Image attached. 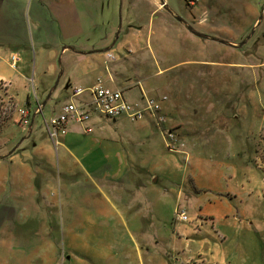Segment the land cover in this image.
<instances>
[{"label":"rangeland","instance_id":"obj_1","mask_svg":"<svg viewBox=\"0 0 264 264\" xmlns=\"http://www.w3.org/2000/svg\"><path fill=\"white\" fill-rule=\"evenodd\" d=\"M80 1L0 0V55L22 57L8 68L16 108L40 98L49 119L64 101L76 66L52 51L78 40L61 42L59 11ZM204 1L168 0L176 17L135 20L137 0H101L92 31L111 19L117 44L128 24L138 30V48L117 49L111 64L134 98L139 88L166 96L165 121L93 115L99 144L79 162L54 147L41 115L31 130L9 120L0 131V264H264V0ZM5 89L1 117L14 110Z\"/></svg>","mask_w":264,"mask_h":264},{"label":"crops","instance_id":"obj_2","mask_svg":"<svg viewBox=\"0 0 264 264\" xmlns=\"http://www.w3.org/2000/svg\"><path fill=\"white\" fill-rule=\"evenodd\" d=\"M122 5L121 8L125 5V0H121ZM186 2V0H184ZM207 1V0H206ZM204 0H198L193 6L197 9H199L203 3ZM197 3L198 6L196 5ZM104 5V3H101V0H81L80 1V8H76L74 11L72 9L62 8L60 12V27H61V42L64 40V42L71 41L72 38L76 37L78 38L77 41H72L70 43H67L68 45H60L57 43V48L55 51H52V54L55 53V55H59L61 57V63L63 65V62L67 59H72L76 66V71L74 76H69L68 80L64 86V101L61 103L60 106H55L51 110V115L57 114L61 107L67 103V102H74V103H83L89 100L90 98V90L95 85V83L98 80H101L102 83L115 90H121L125 95H130L133 101H130L128 97H125L131 104L133 105H139L143 103L144 98H150L147 96L145 92L141 88H139L140 95L136 98H134L131 94L133 84L129 79L123 78V73H118L116 67L112 65V62H118L120 59L113 55L112 52L117 53V49H120L124 55L126 53H129L131 51H135V49L138 48V45L140 44V37L141 34L137 33V31H134L132 25H127V33L122 37V40L120 42L113 43L112 42V35L114 34V28L110 23V20H108L107 26L104 24L102 29L98 32L92 31L93 26H95L97 23L95 18V11L98 12V7L100 5ZM107 5H111V0H107ZM197 7H196V6ZM110 7V6H109ZM102 9V7H101ZM157 12L166 13L167 15H171L176 17L177 13L170 7L168 0H137V4L135 5V12H134V18L137 20L142 15H147L152 17ZM74 17L73 20L68 22V19ZM106 15L111 16V9L109 8V13ZM84 22H88V24H84ZM87 27V29H85ZM184 29V28H183ZM136 32V33H135ZM220 34L226 35V37H231L232 35L230 32H224L222 30L219 31ZM133 36V40L129 37ZM153 42L152 33L150 35H147V38L145 39V44L148 48L151 49V45ZM235 43V42H233ZM121 47V48H120ZM126 52V53H125ZM15 55L18 58V61L15 63V65L12 67V60L11 56ZM111 56V57H108ZM112 61V62H111ZM22 62V57L19 52L17 51H6L4 52V55H0V83L4 87H6L5 94L10 95L12 101L14 110L10 114V117L8 120L3 124V126L0 128V131L4 129L8 123L9 120H11L14 124L19 125L22 129H28L31 130L32 124L36 127L38 122L40 121L39 115L42 116L43 124L45 125V121L48 119H45L43 116V108L46 106V102H40V98L37 97L34 100H29V97H27V104L23 107L16 108L14 98L11 95V87L16 82L15 78V72L9 73L8 68L12 69L13 71H17V66ZM35 72V70H34ZM53 73V72H52ZM51 75V81L54 80L55 74ZM61 78L59 79V81ZM66 80V79H65ZM63 80V83L65 82ZM32 81V80H31ZM58 81V83H59ZM135 86H139V82L135 84ZM74 88H80L83 90L82 94L78 96H72V92ZM47 94V91L45 92V95ZM56 89L54 91H51L47 95V99L51 98L52 96H55ZM37 96V94L35 95ZM166 96H158L156 98H152L155 100H159ZM53 98V97H52ZM54 99V98H53ZM56 99V98H55ZM167 99V98H166ZM165 99V100H166ZM164 101L161 103V112H164L167 110V107L164 104ZM20 110H25L29 113L30 119L29 123L26 125H22L18 123L20 119ZM122 116V115H121ZM163 116V115H162ZM120 117V116H119ZM117 117V118H119ZM117 118L113 119L116 120ZM144 118H147L149 120H154L156 124V120L153 116L150 114H146ZM143 118V119H144ZM145 120V119H144ZM99 118H96L93 116L88 124H77V123H68L65 127V133L59 134L56 139H52L48 133V130L46 128L47 134L54 145V147H60L63 151V155L65 153H69L75 161H79L80 159L77 156L79 153L80 155H83L85 150H88V145L93 144H99V142L95 141V138L97 135H93V124L99 123ZM36 122V123H35ZM146 122H141L143 126H140V128H146L145 126ZM157 125V124H156ZM91 128L90 132L86 131V128ZM92 133V136H91ZM90 134V136H88ZM88 138L90 139V143H88ZM84 150V151H83ZM11 155V153H9ZM11 158V157H10Z\"/></svg>","mask_w":264,"mask_h":264},{"label":"built area","instance_id":"obj_3","mask_svg":"<svg viewBox=\"0 0 264 264\" xmlns=\"http://www.w3.org/2000/svg\"><path fill=\"white\" fill-rule=\"evenodd\" d=\"M189 5H194L198 0H187ZM111 57V56H108ZM12 67L18 61L15 55L11 56ZM83 90L74 88L72 96L82 94ZM166 98L159 100L144 98L143 103L139 105L131 104L124 96L121 90L111 89L105 86L101 80H98L90 90V98L83 103L67 102L60 111L52 115L45 121L46 128L50 137L54 140L59 134L65 133V127L68 123L87 124L93 115L115 119L121 115H126L131 121H140L146 114H150L156 120L158 126L164 123V116L160 114L161 103ZM30 115L25 110H20V119L18 123L26 125L29 123ZM87 132L91 128H86ZM171 142L175 141L174 136L169 133ZM177 215L181 221H188L184 211H178Z\"/></svg>","mask_w":264,"mask_h":264},{"label":"trees","instance_id":"obj_4","mask_svg":"<svg viewBox=\"0 0 264 264\" xmlns=\"http://www.w3.org/2000/svg\"><path fill=\"white\" fill-rule=\"evenodd\" d=\"M186 3L188 4V1L186 0ZM189 5V4H188ZM10 112H6V114L4 116H0V128L3 126V124L8 120V118L10 117Z\"/></svg>","mask_w":264,"mask_h":264}]
</instances>
